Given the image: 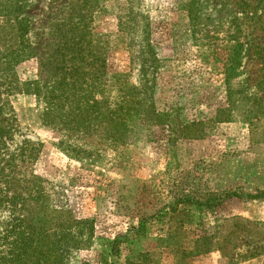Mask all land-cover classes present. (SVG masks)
Instances as JSON below:
<instances>
[{
	"label": "rangeland",
	"instance_id": "obj_1",
	"mask_svg": "<svg viewBox=\"0 0 264 264\" xmlns=\"http://www.w3.org/2000/svg\"><path fill=\"white\" fill-rule=\"evenodd\" d=\"M263 144L264 0H0V264H264Z\"/></svg>",
	"mask_w": 264,
	"mask_h": 264
},
{
	"label": "trees",
	"instance_id": "obj_2",
	"mask_svg": "<svg viewBox=\"0 0 264 264\" xmlns=\"http://www.w3.org/2000/svg\"><path fill=\"white\" fill-rule=\"evenodd\" d=\"M74 37L71 38L72 41H74ZM169 131V128H167ZM192 194L195 195L194 196H190V198L194 197L195 199H198L196 196H199V198H204V199H207V202H205V204H208V203H211L213 201H217L218 203L222 202V201H225V200H228L232 197H239L240 195L236 194V193H230L228 192L227 190H222L220 193L216 194L214 192H210V191H199L198 189H195ZM250 199L252 200H262L264 201V192L262 191H259L257 192V194L255 195H252V196H248ZM45 208H43V212L45 213ZM51 211V210H50ZM51 213V215H53V218H52V221L50 220H44V216L42 217V222H41V227L39 228H35L34 231H33V239L36 238V236L39 234L37 232V229H43V231H46L47 233H55V232H58V231H62V230H59V226H61V222L60 221V216L59 213L55 212V211H51L49 212ZM80 221V220H79ZM48 222H49V226H51L52 228L47 230L45 229L46 228V225H48ZM31 249H32V252L31 254H25V257H28L29 261L31 264H42V261L45 262V264H47V262L45 261L44 258H42V255H37L36 252L40 249L39 246H36V241L35 240H31ZM45 253V251L43 252V254ZM46 254H48V252H46ZM44 264V263H43ZM126 264H134L133 262H130L129 258L126 260Z\"/></svg>",
	"mask_w": 264,
	"mask_h": 264
},
{
	"label": "crops",
	"instance_id": "obj_3",
	"mask_svg": "<svg viewBox=\"0 0 264 264\" xmlns=\"http://www.w3.org/2000/svg\"><path fill=\"white\" fill-rule=\"evenodd\" d=\"M162 86V85H161ZM159 98V97H158ZM161 100H162V98H159V100H157V104L159 103L161 106H162V108H161V106H160V108L161 109H159V110H162L163 109V105H162V102H161ZM163 111V110H162ZM224 125H226V124H220L219 125V127H217V131H221L222 129H224ZM162 130V129H161ZM207 143H209V140L207 141ZM156 146L154 147L155 148V155H154V162H153V168L154 169H156V168H158L159 170H162V167H163V164H164V159L163 158H165L166 159V157H164V154H163V152H162V146L161 145H157V144H155ZM206 146V145H205ZM237 145H234L233 147H236ZM262 147H261V149H258V150H256L257 152H256V155L258 154V151H263L264 150V144L263 145H261ZM190 147V150H191V153H193L194 152V149H198V147L197 146H194V145H192L191 144V146H189ZM156 148H158L157 150H156ZM249 148H251V146H250V143H249ZM235 151V150H234ZM262 157H264V155H261ZM141 160H144L143 158H141ZM134 161V160H133ZM79 163L80 162H77L76 161V164H78L79 165ZM81 165H82V162H81ZM128 166H131V167H135L134 169H133V174H136L137 173V171H139L138 170V168L140 167V162H139V158H137V162L136 163H134V162H132V160L130 161V163H129V165ZM159 166V167H158ZM144 167V166H143ZM258 167H262V166H256V168H258ZM150 170H144L143 172H142V174L140 175V176H137V177H134V175H132V177H127V176H117V177H114L116 180L115 181H117V184H120L121 185V188H119V189H124V184L127 182V180L129 179L130 181H132V182H135V181H139L140 183H144V182H148L149 180L148 179H150V178H148V177H150L151 175H153L154 176V174H152V172H149ZM152 176V177H153ZM113 181H114V179H112L111 181H109V182H107V183H112L113 184ZM135 185V184H134ZM128 188H130V187H128ZM132 189H134L133 187H132ZM110 208H111V204H110ZM115 209H113V211H114ZM93 211V213H95L97 210L95 209H93L92 210ZM76 212H77V214H81V215H83V216H85V212H83L81 209H78V207L76 208ZM75 212V213H76ZM110 216H112V212L111 213H108ZM121 215V213L119 212V211H117L116 212V214H115V216H120ZM99 216V215H98ZM133 221H134V219H133Z\"/></svg>",
	"mask_w": 264,
	"mask_h": 264
}]
</instances>
